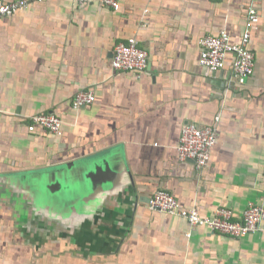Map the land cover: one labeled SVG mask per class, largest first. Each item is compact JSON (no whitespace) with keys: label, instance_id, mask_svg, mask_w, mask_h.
<instances>
[{"label":"crops","instance_id":"1","mask_svg":"<svg viewBox=\"0 0 264 264\" xmlns=\"http://www.w3.org/2000/svg\"><path fill=\"white\" fill-rule=\"evenodd\" d=\"M118 1L29 0L0 17V264H264V222L234 237L148 207L158 189L204 216L264 205V0L244 82L233 53L202 66L200 39L240 43L253 0ZM131 37L148 52L140 75L112 65ZM82 90L96 99L75 108ZM48 112L60 133L30 128ZM215 122L209 164L180 160L184 125Z\"/></svg>","mask_w":264,"mask_h":264},{"label":"built area","instance_id":"2","mask_svg":"<svg viewBox=\"0 0 264 264\" xmlns=\"http://www.w3.org/2000/svg\"><path fill=\"white\" fill-rule=\"evenodd\" d=\"M78 1L84 3L88 0ZM104 2L115 9L120 7L118 0H104ZM28 4L29 0H0V17L12 15L26 8ZM260 20L261 16L256 7V1L253 0L247 6L246 27L241 42L234 43L226 30H222L216 35L202 37L200 39V64L215 72L225 67L228 54L233 53L234 73L241 82H244L254 73L255 55L249 47V43L251 32ZM112 65L116 70L135 71L140 75L148 66V52L140 46L137 38L131 37L127 42L115 45ZM95 99L93 91L82 90L75 94L73 105L75 108H80L93 103ZM218 120L219 117L216 118V121ZM216 123L205 127L194 123L184 125L178 146L180 160L193 159L199 169L205 168L209 164L212 149L217 142L218 127ZM38 125L54 133H60L62 119L55 112L40 113L32 117L30 128L34 130ZM148 207L151 210L185 216L191 227L207 225L214 231L234 237H242L257 231L261 229V224L264 222L263 204L250 203L242 220H235L233 210L225 206L217 208L212 216H204L196 207L184 209L180 201L166 189L156 190L149 199Z\"/></svg>","mask_w":264,"mask_h":264}]
</instances>
